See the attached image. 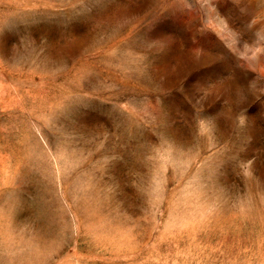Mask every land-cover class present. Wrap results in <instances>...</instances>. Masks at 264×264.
<instances>
[{"label":"rangeland","instance_id":"rangeland-1","mask_svg":"<svg viewBox=\"0 0 264 264\" xmlns=\"http://www.w3.org/2000/svg\"><path fill=\"white\" fill-rule=\"evenodd\" d=\"M0 264H264V0H0Z\"/></svg>","mask_w":264,"mask_h":264}]
</instances>
